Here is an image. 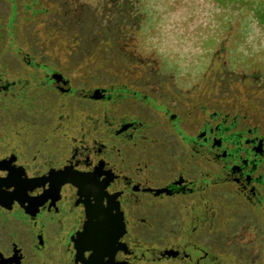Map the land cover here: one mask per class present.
Instances as JSON below:
<instances>
[{
  "label": "flooded vegetation",
  "instance_id": "obj_1",
  "mask_svg": "<svg viewBox=\"0 0 264 264\" xmlns=\"http://www.w3.org/2000/svg\"><path fill=\"white\" fill-rule=\"evenodd\" d=\"M22 60L11 66V40L0 34V264H81L88 253L76 258L73 245L85 197L118 206V264L204 256L210 202L220 214L224 200L238 218L264 215V135L243 116L191 105L189 91L172 95L158 81L148 94L81 87ZM46 97L50 112L11 113ZM69 178L83 180L80 193L61 183Z\"/></svg>",
  "mask_w": 264,
  "mask_h": 264
},
{
  "label": "rangeland",
  "instance_id": "obj_2",
  "mask_svg": "<svg viewBox=\"0 0 264 264\" xmlns=\"http://www.w3.org/2000/svg\"><path fill=\"white\" fill-rule=\"evenodd\" d=\"M7 1L0 0V34L11 40V66H23L27 54L75 86L111 84L145 94L158 81L172 95L189 91L191 105L243 116L264 135V21L250 12L228 27L218 0ZM27 104L11 105V113L54 107L48 97ZM19 124L11 123L14 130ZM222 201V214L209 204L204 256L167 264H264V215L238 218L239 207Z\"/></svg>",
  "mask_w": 264,
  "mask_h": 264
},
{
  "label": "water",
  "instance_id": "obj_3",
  "mask_svg": "<svg viewBox=\"0 0 264 264\" xmlns=\"http://www.w3.org/2000/svg\"><path fill=\"white\" fill-rule=\"evenodd\" d=\"M62 182L76 187L78 193L83 187L82 179L69 178ZM82 205L84 217L81 230L76 233L74 240L75 257L80 258L83 252H87L86 259H79L81 264H118L115 255L124 229L117 204L112 201L103 204L100 196H97L85 197Z\"/></svg>",
  "mask_w": 264,
  "mask_h": 264
},
{
  "label": "trees",
  "instance_id": "obj_4",
  "mask_svg": "<svg viewBox=\"0 0 264 264\" xmlns=\"http://www.w3.org/2000/svg\"><path fill=\"white\" fill-rule=\"evenodd\" d=\"M218 2L224 5L223 6L224 10L228 11L227 15H225V17L228 18V22H227L228 27L231 26V19H234L237 22V20H239L238 17L244 16L243 14L245 13L249 14V12L251 15V19H254L255 21H257V23L264 21V0H218ZM228 3L233 4L232 8L231 6L230 8L229 6H227ZM235 11L239 13L236 14ZM115 17L116 19L114 20L118 21L119 17H117L116 15ZM244 17L247 18L249 17V15L247 16L245 15ZM77 24H79V22ZM235 29L236 28H234L233 30L234 32L236 31Z\"/></svg>",
  "mask_w": 264,
  "mask_h": 264
}]
</instances>
